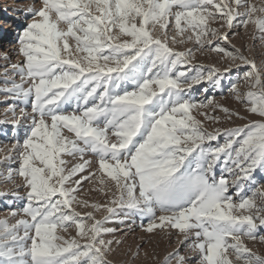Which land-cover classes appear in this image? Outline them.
Wrapping results in <instances>:
<instances>
[{"label": "snow or ice", "instance_id": "1", "mask_svg": "<svg viewBox=\"0 0 264 264\" xmlns=\"http://www.w3.org/2000/svg\"><path fill=\"white\" fill-rule=\"evenodd\" d=\"M28 15L0 87L14 133L0 159V184L14 186L0 191V264H112L123 241L107 237L137 220L179 238L163 264H264L245 242L264 244V65L231 43L249 25L264 41V4L33 0ZM204 52L245 66L228 93L258 119L215 126L247 116L208 95L232 66L193 64ZM86 183L103 202L80 198Z\"/></svg>", "mask_w": 264, "mask_h": 264}, {"label": "rangeland", "instance_id": "2", "mask_svg": "<svg viewBox=\"0 0 264 264\" xmlns=\"http://www.w3.org/2000/svg\"><path fill=\"white\" fill-rule=\"evenodd\" d=\"M252 4L256 6H261L264 4V0H250ZM1 4V3H0ZM10 5L8 9H11L13 3H7ZM38 6V5H37ZM2 7L3 11L5 9V4L0 5V9ZM27 7V6H25ZM32 6L28 5L25 9L16 10L15 14L18 18L8 15L7 13H2L4 17L0 18L2 21L0 28V53H8L11 56L10 61H4L0 58V87H3V81L8 77L5 76L4 68L11 63H18L19 58L15 55L16 51V38L18 34L22 31V29L26 26L28 22H30V16L28 15V9ZM7 8V6H6ZM213 26H216L215 24ZM236 35L231 36V43L235 45L236 48L241 49L243 54L247 56L250 60H255L257 65H264V41H260L259 39H253L255 34V29L253 26L249 25L247 28H238ZM185 46L178 47L177 50H184ZM187 47H192L191 44L187 45ZM193 64L203 65L204 67H211L215 65L220 68L221 71L228 67L230 64L232 66V72L228 74V78L222 81L223 87L219 91L209 90L208 95L210 97H214L216 103L221 104L223 106L228 107L232 110H238L241 115L247 116V120H235L232 123L224 121L220 125H215L216 127L225 128V127H234V126H243L244 123L256 120L258 117L253 115H248L244 107L235 102L234 98L229 95L228 87L231 82L238 79L240 75L246 70L245 66H237L236 63H233L227 59L221 60V58L215 53L204 52L203 54L196 53L195 59L193 60ZM9 73H11V68H8ZM240 90L247 91V85L241 84ZM197 100L203 99L202 91L197 90L193 93ZM13 101L11 99L5 98V96L0 93V148H5V142L11 141L14 133L13 129V116L8 111L9 105H11ZM30 111V109H29ZM193 114L195 115V110H193ZM217 115H221L220 113H216ZM17 115H19V111L17 108ZM197 119H203L199 115L196 116ZM209 130L212 129V124L206 125ZM23 132L20 133V137L22 138ZM221 143L223 142L221 138ZM7 149L5 148V152H0V159L3 158ZM3 170V167L0 166V171ZM219 171V170H218ZM17 184H20L21 181L17 179ZM13 185H3L0 184V191H9L13 189ZM93 188L92 184H85V193L80 197L81 199H87L89 202L101 203L104 200V197L99 195L95 191H89V189ZM25 193L21 189L20 195L23 196ZM6 199H0V219H3L8 216L9 213V204H7ZM22 202H18L16 204L11 205L13 208H19ZM91 209H84L77 207V211L84 213L86 211H90ZM105 213H97V219H102ZM140 221L137 220L134 225H132L131 230L128 227H121L120 231H118L115 236H109L107 239H119L122 240L123 243L121 245L113 246L114 252L110 254L109 259L112 261V264H163L164 257L169 253L175 250L177 247H182L178 243V237L173 235L171 239H169L166 233H161L160 235L155 236H147L145 235L139 228ZM109 227H119V225L110 224ZM145 241H150V243L145 244ZM248 247L252 248L253 251L257 252L260 255H264V244H260L259 242L253 241H245ZM137 246H141L140 255L138 258L133 259V254L136 252ZM183 250V249H182ZM186 251V250H183Z\"/></svg>", "mask_w": 264, "mask_h": 264}, {"label": "bare ground", "instance_id": "3", "mask_svg": "<svg viewBox=\"0 0 264 264\" xmlns=\"http://www.w3.org/2000/svg\"><path fill=\"white\" fill-rule=\"evenodd\" d=\"M0 3L5 4V9L3 11H0V18L4 17L2 15L3 12L7 13L8 15H11L15 18L16 17L18 18V16L15 14L16 10L25 9L28 7V5L33 6V0H0ZM7 3H11V4L13 3V6L11 7V9H8V7L10 5H7ZM6 6H7V8H6ZM25 6H27V7H25ZM0 10H2V7ZM1 23H2V21L0 20V28H2ZM4 201H6L7 204H9L8 200H4Z\"/></svg>", "mask_w": 264, "mask_h": 264}]
</instances>
